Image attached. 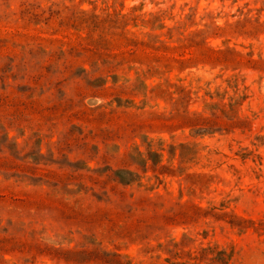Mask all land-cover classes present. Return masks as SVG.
<instances>
[{
  "label": "rangeland",
  "instance_id": "obj_1",
  "mask_svg": "<svg viewBox=\"0 0 264 264\" xmlns=\"http://www.w3.org/2000/svg\"><path fill=\"white\" fill-rule=\"evenodd\" d=\"M121 15L138 19L123 29ZM12 29L35 39L0 42V264H100L55 250L171 264L209 246L228 264H264V0H0V31ZM122 30L157 46L200 33L236 59H105ZM68 34L93 52L50 42ZM169 84L190 99L152 92ZM197 114L209 124L195 126ZM185 203L201 211L169 225H115L100 211L148 217Z\"/></svg>",
  "mask_w": 264,
  "mask_h": 264
},
{
  "label": "trees",
  "instance_id": "obj_2",
  "mask_svg": "<svg viewBox=\"0 0 264 264\" xmlns=\"http://www.w3.org/2000/svg\"><path fill=\"white\" fill-rule=\"evenodd\" d=\"M137 17H129L127 15H121V17H117L115 20L119 24V26L123 25V29L127 25V23H130V21H136ZM144 21V20H143ZM148 25H151V27H155L157 22L160 21V18L153 16L147 20H145ZM8 23V22H7ZM125 24V25H124ZM29 27L31 25V22H28L27 24ZM165 26L163 23L160 25V28H164ZM65 32H68L67 29H63ZM61 30V31H63ZM200 37V33H194L193 35H190L189 37H186L184 39V42L181 45H170L166 43H162L161 45L157 46L154 43H151L150 41L145 40H138L132 37H129L127 35V32L125 30L120 31V33H117V37L113 38L112 41V47L119 48L121 52L119 53H109L104 56L105 59H108L110 61H121V63H124L126 61L131 62L134 59H140L147 61L148 65H150V69L154 68L153 63L162 64L165 67L171 66L173 63H176L179 67L185 68L188 67L187 65H190L193 62H203V63H209V64H229L235 61L236 58L229 57L226 54V51L223 49L211 47L207 44L206 41H197L196 38ZM68 39V42H66V39ZM31 39H35V35L32 34L30 31H20L19 29L15 30H9L5 35H2L0 31V42L2 43L1 50L5 48H9L14 50L15 44L18 42H24L29 41ZM50 42H64L67 43L69 46H72L73 51H86L93 52L88 47L82 46L74 39L72 40L68 35H64L63 39L58 38H50ZM154 50H157V52H154ZM89 59H94V56H89ZM99 60V58H98ZM106 61V60H105ZM175 85L169 84L167 87H163L162 85H159L152 89V92H157L158 95H167L174 99L173 94L178 91L180 94H183L182 102H184L185 99L189 100V94L185 90V88H181L180 86H175L177 89L175 92L171 90ZM89 87L88 86V89ZM148 87V86H147ZM81 91H84V88L80 87ZM92 89V88H91ZM178 103L179 100H176ZM232 106V105H231ZM97 109H92L90 112H95ZM221 113H226L225 105H221V108L219 109ZM233 110V109H231ZM89 111H84V113L81 115L82 119H87V121L94 120L90 116L93 113H88ZM188 114H190L189 111H187ZM88 116V117H87ZM198 118H201L203 122L194 124L195 126L201 125L202 128L207 126L209 124V121H207L202 115L197 114ZM167 123V122H163ZM130 173H133L131 171H127ZM123 184H130V181L123 182ZM122 195H125L126 193L124 191H121ZM148 200V199H146ZM144 205V204H143ZM100 211L104 212L106 215V219L111 224H118L122 221H127V224H140L141 221L145 223L155 224V223H163L166 225H169L170 223L174 221L179 220H187L191 218L193 215H195L197 212L201 211V208L196 205H191L188 203L180 205V208L174 213H160L155 212L154 214H151L148 217H142V216H135V213L132 211H104L103 209H100ZM130 212V213H129ZM68 252L72 253L74 251L69 250ZM80 252V251H79ZM84 252H87L89 254H92L93 251H87L84 250ZM62 251L55 250L54 254L56 256H53L54 258L65 261L66 263H80L79 258H83V262L90 263H100V264H129L128 262H123L120 259V256H61ZM94 254V253H93ZM191 260H195L194 262H190ZM205 260L209 261L210 264H228V256L224 250H219L216 246H209L207 248H203L200 252H198V255L193 256L189 258L186 262H180V261H173L171 264H202Z\"/></svg>",
  "mask_w": 264,
  "mask_h": 264
}]
</instances>
